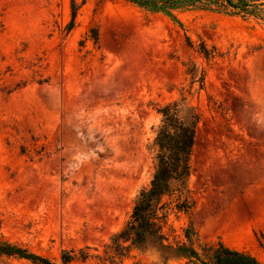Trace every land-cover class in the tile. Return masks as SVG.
Returning <instances> with one entry per match:
<instances>
[{
	"label": "rangeland",
	"instance_id": "1",
	"mask_svg": "<svg viewBox=\"0 0 264 264\" xmlns=\"http://www.w3.org/2000/svg\"><path fill=\"white\" fill-rule=\"evenodd\" d=\"M176 19L125 0H0V241L56 263L102 254L154 173L157 109L179 101L199 119L186 204H159L164 243L187 230L195 248L221 240L264 261V21ZM121 264L193 262L148 248Z\"/></svg>",
	"mask_w": 264,
	"mask_h": 264
},
{
	"label": "trees",
	"instance_id": "2",
	"mask_svg": "<svg viewBox=\"0 0 264 264\" xmlns=\"http://www.w3.org/2000/svg\"><path fill=\"white\" fill-rule=\"evenodd\" d=\"M151 13H162L174 20L178 12L201 9L233 15L251 16L264 21V0H125ZM75 8L72 3L70 29L74 24ZM96 43L98 33L92 29L90 35ZM160 122L156 126L153 142L155 170L147 187L142 188L132 206L130 219L110 236L102 254L91 253L90 247L63 249L60 262L36 254L26 247L8 241H0V257L16 256L34 264H85L97 260L96 264H121L131 249L154 250L162 263L177 258H186L193 264H264V261L249 251L231 247L221 240L193 246L186 230L188 243L171 245L164 243L158 224L161 199L172 195L176 200L184 199L187 179L190 175V157L195 140L199 115L192 107L179 101L166 103L157 109ZM186 114V117L184 116ZM181 198V199H180ZM182 202V201H181ZM181 204V203H180ZM180 204L178 206H180Z\"/></svg>",
	"mask_w": 264,
	"mask_h": 264
}]
</instances>
